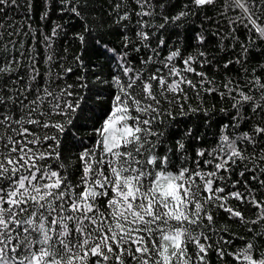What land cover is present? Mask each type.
<instances>
[{
  "label": "snow or ice",
  "instance_id": "6c2138e0",
  "mask_svg": "<svg viewBox=\"0 0 264 264\" xmlns=\"http://www.w3.org/2000/svg\"><path fill=\"white\" fill-rule=\"evenodd\" d=\"M0 264H264V0H0Z\"/></svg>",
  "mask_w": 264,
  "mask_h": 264
},
{
  "label": "trees",
  "instance_id": "16d2710c",
  "mask_svg": "<svg viewBox=\"0 0 264 264\" xmlns=\"http://www.w3.org/2000/svg\"><path fill=\"white\" fill-rule=\"evenodd\" d=\"M67 19V17L65 18ZM74 25V30L79 31V26L76 21H69ZM107 39L109 40H114L113 37H108ZM111 47V45H109ZM68 47V53H67V63L70 64L74 69L77 67V65L73 64L72 62V57H74L76 54H83L85 56V59L88 60L89 58L92 60L93 63L95 64H105L106 61L104 59V56L100 55L98 52L94 51H89L87 53H84L82 49H80L76 43H71L69 44L67 40H59L58 41V49L62 50L63 48ZM96 71H99V68L95 69ZM75 77H71V79H74ZM71 79L69 82H71ZM97 99H103V97H93L88 101V103L91 105L93 104L94 100ZM211 103V101H210ZM100 109H95L96 115L99 116L100 114ZM93 116V112L91 110L85 111L82 116L80 117V123L87 125L86 128H80L78 131L76 129H72V132H75L78 136H84L86 133L91 131V125L93 124V119H90V117ZM98 126V125H97ZM200 133H203V129L199 130ZM211 136V130H209V137ZM89 146L91 145L92 141H85ZM239 242L237 241V244Z\"/></svg>",
  "mask_w": 264,
  "mask_h": 264
}]
</instances>
